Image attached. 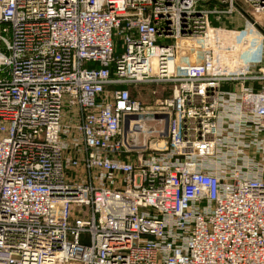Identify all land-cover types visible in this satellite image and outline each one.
<instances>
[{
	"label": "built area",
	"instance_id": "built-area-1",
	"mask_svg": "<svg viewBox=\"0 0 264 264\" xmlns=\"http://www.w3.org/2000/svg\"><path fill=\"white\" fill-rule=\"evenodd\" d=\"M0 264H264V0H0Z\"/></svg>",
	"mask_w": 264,
	"mask_h": 264
},
{
	"label": "rangeland",
	"instance_id": "rangeland-1",
	"mask_svg": "<svg viewBox=\"0 0 264 264\" xmlns=\"http://www.w3.org/2000/svg\"><path fill=\"white\" fill-rule=\"evenodd\" d=\"M117 49L121 51L120 40L117 39ZM130 95L137 99L139 102L144 104H153L155 98H166L172 92V87L170 85H144V86H136L129 89ZM170 222L174 223L173 219H170ZM191 229L192 226L185 223L182 227H176L172 224L171 228V237L166 240L172 243L173 247H184L185 243L191 237ZM164 258V252L162 253Z\"/></svg>",
	"mask_w": 264,
	"mask_h": 264
},
{
	"label": "bare ground",
	"instance_id": "bare-ground-1",
	"mask_svg": "<svg viewBox=\"0 0 264 264\" xmlns=\"http://www.w3.org/2000/svg\"><path fill=\"white\" fill-rule=\"evenodd\" d=\"M253 44H254V43L252 42V46H254Z\"/></svg>",
	"mask_w": 264,
	"mask_h": 264
}]
</instances>
